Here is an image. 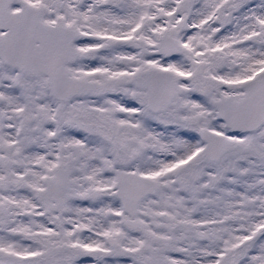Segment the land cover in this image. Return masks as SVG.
I'll use <instances>...</instances> for the list:
<instances>
[{"label": "snow or ice", "instance_id": "1", "mask_svg": "<svg viewBox=\"0 0 264 264\" xmlns=\"http://www.w3.org/2000/svg\"><path fill=\"white\" fill-rule=\"evenodd\" d=\"M0 264H264V0H0Z\"/></svg>", "mask_w": 264, "mask_h": 264}]
</instances>
